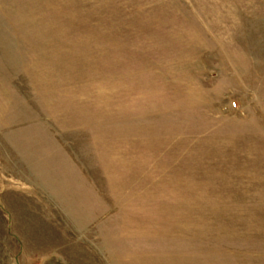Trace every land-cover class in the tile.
I'll list each match as a JSON object with an SVG mask.
<instances>
[{
    "label": "rangeland",
    "instance_id": "374dc122",
    "mask_svg": "<svg viewBox=\"0 0 264 264\" xmlns=\"http://www.w3.org/2000/svg\"><path fill=\"white\" fill-rule=\"evenodd\" d=\"M0 264H264V0H0Z\"/></svg>",
    "mask_w": 264,
    "mask_h": 264
},
{
    "label": "built area",
    "instance_id": "2783aa9c",
    "mask_svg": "<svg viewBox=\"0 0 264 264\" xmlns=\"http://www.w3.org/2000/svg\"><path fill=\"white\" fill-rule=\"evenodd\" d=\"M235 105H233V107H234Z\"/></svg>",
    "mask_w": 264,
    "mask_h": 264
}]
</instances>
